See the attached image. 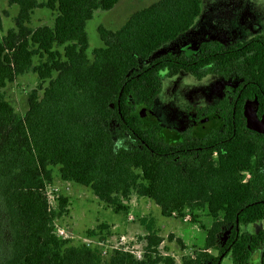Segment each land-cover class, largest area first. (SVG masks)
Segmentation results:
<instances>
[{"label": "trees", "instance_id": "1", "mask_svg": "<svg viewBox=\"0 0 264 264\" xmlns=\"http://www.w3.org/2000/svg\"><path fill=\"white\" fill-rule=\"evenodd\" d=\"M120 1L9 0L19 13L15 29L0 37V264H178L159 252L161 240L150 227L142 261L123 251L104 261L99 251L59 238L54 222L68 202L59 201V213L50 206L53 168L116 211L137 196L166 218L176 213L195 221L206 212L213 225L205 249L181 264H222L231 245L225 257L250 264L264 231L252 235L242 227L264 221V134L248 128L245 107L258 101V116L264 115V37L237 57L216 44L222 73L236 72L243 81L235 115L231 108L221 113L224 127L171 138L146 111L161 93L160 72L171 69L170 60L140 67L195 24L202 0H161L118 31L100 27L103 47L90 56L88 23ZM39 9L57 14L53 27L31 28ZM29 73L43 94L34 90L19 116L3 90ZM121 138L126 147L118 148ZM229 230L233 238L223 249L220 238Z\"/></svg>", "mask_w": 264, "mask_h": 264}, {"label": "rangeland", "instance_id": "2", "mask_svg": "<svg viewBox=\"0 0 264 264\" xmlns=\"http://www.w3.org/2000/svg\"><path fill=\"white\" fill-rule=\"evenodd\" d=\"M45 2L46 0H38ZM161 0H121L120 3L111 11H97L94 19L87 25V33L89 38L90 49L88 54L91 56L94 50L103 47L98 29L104 27L109 31H118L122 29L128 20L137 12L142 11ZM207 11L209 13L216 11H225L227 15L232 13L239 14L241 19L243 16L248 17L247 28L251 33L261 32L264 28V2L249 1L250 6L243 11H238L241 2L243 7H246L247 0H207ZM256 5H255V4ZM213 4H218L216 7ZM220 11V12H221ZM0 13L3 22V29L0 31V37H4L11 29H15V19L19 13V8L16 5H10L9 0L0 2ZM218 15V14H216ZM215 14L208 17L205 21L203 16L197 22L196 26L187 34L183 35L178 42L172 43L158 52L156 57H159L176 46L186 45L188 41H205L209 35V29L215 19H219ZM57 14L47 9L36 10L31 23L32 29L39 27H53ZM219 16V15H218ZM210 21V24L207 22ZM212 24V25H211ZM223 31L228 34L226 37H234L239 40L241 38V28L239 22L223 21ZM232 30H237L240 36L230 35ZM245 38V37H244ZM175 46V47H174ZM38 60H36L37 62ZM145 65L147 63H144ZM185 76V75H184ZM186 77V76H185ZM180 80L170 81L173 86L170 91H164L162 97H159L161 104L156 108V112L161 119L162 126L166 129L173 128L175 131H181L189 109L196 110L202 105L214 104L217 100V92L221 93L223 87L228 84L222 81H215L213 86L206 84L205 87L200 86L203 92L198 90L189 91V88ZM169 82H165L168 84ZM41 82L37 75L29 73L20 76L16 82L8 84L3 90L6 99L12 104L16 113L19 116H24L28 111V100L34 90H40ZM165 90V89H164ZM43 92L40 90V95ZM220 94L219 96H221ZM158 99V100H159ZM164 101V102H163ZM158 103V102H157ZM164 103V104H163ZM192 117V115H191ZM47 196L52 210L59 213V201L66 199L68 204L63 213L55 219V228H61L68 232L73 239L70 240L71 245L79 247L86 246L85 240H93L95 244H91V248L103 254V260L108 258L119 247L121 238L125 237L130 249L147 253L148 236L152 232H156L161 240L159 252L172 256L178 264H181L183 256H196L205 249V243L208 231L212 228L213 221L206 216V212H200L199 218L186 223L183 220L163 217L160 208L151 200L133 196L131 200L124 204L125 210L116 211L114 208L102 203L94 193L87 187L80 186L71 182H65L61 179L59 168H53V181L47 187ZM130 216L135 219L130 220ZM152 232H149V228ZM243 232L252 235L259 234L264 231V221L257 222L242 227ZM173 239L171 240V237ZM223 235V242L227 239ZM87 244V243H86ZM101 244V245H100ZM216 255L215 252H212ZM254 254L250 264H259L255 260ZM222 264H233L230 255L224 258Z\"/></svg>", "mask_w": 264, "mask_h": 264}, {"label": "flooded vegetation", "instance_id": "3", "mask_svg": "<svg viewBox=\"0 0 264 264\" xmlns=\"http://www.w3.org/2000/svg\"><path fill=\"white\" fill-rule=\"evenodd\" d=\"M251 0H247V3H245L246 7H243L241 2L239 4H236L235 1L234 4L238 7V11H241V17L243 16V11L250 6ZM253 1H260L264 2V0H253ZM209 2L207 0H202V12L200 16L197 18L195 24L184 34H182L178 39H176L173 43L178 42V40L188 32H190L197 24V22L202 18L205 17V23L206 19L213 14L219 17V19H215L214 24L211 26L212 29H209L210 34L205 35L206 40L205 41H197L196 43L193 41H188L186 45L180 44L178 46H174V49H171L169 52L156 57L155 55L151 60L142 62L141 69L150 66L155 60L159 59H169L171 63V69H167L166 71L160 72V80H162V90L159 96L157 97L154 107L150 110H146L147 113H149V116L153 118L156 124L158 126L162 127L163 129L168 131V134L171 136H178L180 139H182V135H196L197 137H201L202 135H205L206 133H209L212 129L217 130L219 128H223L225 125V122L223 121L222 114L224 110H227L228 108H231L234 115L237 110L238 100L240 99V96L242 95L241 87L243 85L242 79L237 77L234 72L229 77H226L224 73H222L223 64H222V57H223V51L220 48L216 47V44L221 46L224 49H230L235 54V57L239 56L236 54V52L240 53L243 51L244 47H246L251 41H256L258 38L264 37V28L261 32L258 33H251V31L247 28V21L248 17L243 16L241 19L239 18V14L232 13V15H227V13L224 11H216L209 13L207 10V4ZM255 4V3H254ZM216 7L219 6L218 4H213ZM256 5V4H255ZM223 21H233V22H239V27L241 28V38L236 39L234 37H230L227 39L226 37L228 34H226L223 31L224 24ZM207 24H210V21L207 22ZM236 34L237 36L240 34L237 32V30H232L230 32V35ZM245 37V38H244ZM172 44V43H171ZM212 44H215L213 46ZM211 50H217L212 52ZM160 52V51H159ZM144 63H147L146 65ZM171 70V71H170ZM186 77H185V76ZM181 82H184V84L187 86L186 88H189V91L198 90L200 93H204L203 89H200L202 87H205L206 84L209 86H213L215 81H222L223 83L228 84L227 86L223 87L224 89L222 92L216 94L217 100L214 104L211 105H202L201 107H198L196 110L189 109L187 111V114L190 117H186L184 121V125L181 131H175L173 128L166 129L163 127L160 117L158 116L156 112V108H158V105L161 104V100L159 97H162L164 91H170L171 87L173 86V82L175 80H180ZM169 82L168 84H165V82ZM165 89V90H164ZM206 96V93H204ZM222 94L221 96H219ZM235 97L237 99L235 100ZM159 99V100H158ZM158 102V103H157ZM164 102V101H163ZM164 104V103H163ZM213 110L214 114L208 115L210 111ZM192 115V117H191ZM234 122V126H235ZM171 136V138H172ZM176 136V137H177ZM237 230V228H236ZM233 234V233H232ZM230 234L228 236L227 240L223 242V236L220 238V244L223 249H226L229 246L230 241L232 240L233 236ZM237 234L240 235V227L239 232L237 231ZM239 236H236V240ZM232 246V245H231ZM231 246L225 250V253L221 256V262H223L226 253L228 250L231 249ZM254 254L257 256L254 257L255 260L259 261V264H264V243L261 247V249L257 250ZM231 256V254H230ZM252 261V260H251Z\"/></svg>", "mask_w": 264, "mask_h": 264}, {"label": "built area", "instance_id": "4", "mask_svg": "<svg viewBox=\"0 0 264 264\" xmlns=\"http://www.w3.org/2000/svg\"><path fill=\"white\" fill-rule=\"evenodd\" d=\"M173 217L178 219V215L176 213L173 214ZM135 218L133 216H130V220L133 221ZM179 220H183L184 222L188 223L190 222L191 220V217L190 216H186L184 218H181ZM55 234L63 239V240H71L73 239L72 236H70V234H68V232H66L65 230L61 229V228H57L56 231H55ZM87 243V244H86ZM94 243L95 244V241L93 240H85V245L88 247V248H91V244ZM101 245V244H100ZM120 246L119 247H116V251H123V252H126V253H129L131 255H133L138 261H142L145 259V254H141L140 252L138 251H135L134 249H130L129 246H128V242H127V239L125 237H122L121 238V242L119 244Z\"/></svg>", "mask_w": 264, "mask_h": 264}, {"label": "water", "instance_id": "5", "mask_svg": "<svg viewBox=\"0 0 264 264\" xmlns=\"http://www.w3.org/2000/svg\"><path fill=\"white\" fill-rule=\"evenodd\" d=\"M259 103L258 101L248 102L245 107V116L247 119L248 128L254 132L264 134V115L260 118L258 116ZM239 232V225L237 226ZM231 231H226L224 235L230 236ZM226 238V239H227Z\"/></svg>", "mask_w": 264, "mask_h": 264}, {"label": "clouds", "instance_id": "6", "mask_svg": "<svg viewBox=\"0 0 264 264\" xmlns=\"http://www.w3.org/2000/svg\"><path fill=\"white\" fill-rule=\"evenodd\" d=\"M134 142V141H133ZM116 147H126L125 145H124V140L121 138V139H119V140H117L116 141Z\"/></svg>", "mask_w": 264, "mask_h": 264}]
</instances>
